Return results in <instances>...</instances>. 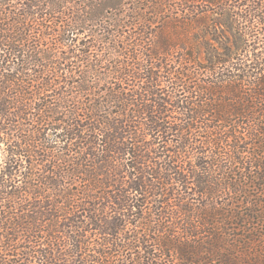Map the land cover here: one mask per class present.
Segmentation results:
<instances>
[{"label": "trees", "instance_id": "16d2710c", "mask_svg": "<svg viewBox=\"0 0 264 264\" xmlns=\"http://www.w3.org/2000/svg\"><path fill=\"white\" fill-rule=\"evenodd\" d=\"M0 147V264H264V0H0Z\"/></svg>", "mask_w": 264, "mask_h": 264}, {"label": "water", "instance_id": "95a60500", "mask_svg": "<svg viewBox=\"0 0 264 264\" xmlns=\"http://www.w3.org/2000/svg\"><path fill=\"white\" fill-rule=\"evenodd\" d=\"M0 162H1V149H0Z\"/></svg>", "mask_w": 264, "mask_h": 264}, {"label": "rangeland", "instance_id": "374dc122", "mask_svg": "<svg viewBox=\"0 0 264 264\" xmlns=\"http://www.w3.org/2000/svg\"><path fill=\"white\" fill-rule=\"evenodd\" d=\"M226 30V29H225ZM233 48H235V47H233ZM0 149H1V147H0Z\"/></svg>", "mask_w": 264, "mask_h": 264}]
</instances>
